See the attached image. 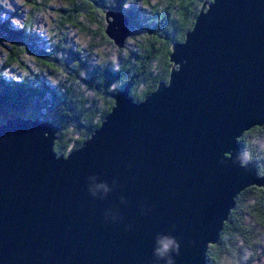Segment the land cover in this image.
Listing matches in <instances>:
<instances>
[{
  "label": "water",
  "instance_id": "obj_1",
  "mask_svg": "<svg viewBox=\"0 0 264 264\" xmlns=\"http://www.w3.org/2000/svg\"><path fill=\"white\" fill-rule=\"evenodd\" d=\"M105 20L123 47L127 15ZM168 57L167 81L140 102L122 87L66 156L51 122L0 124V264H205L236 196L264 189L238 142L264 124V0H203Z\"/></svg>",
  "mask_w": 264,
  "mask_h": 264
},
{
  "label": "trees",
  "instance_id": "obj_2",
  "mask_svg": "<svg viewBox=\"0 0 264 264\" xmlns=\"http://www.w3.org/2000/svg\"><path fill=\"white\" fill-rule=\"evenodd\" d=\"M45 3L50 0H42ZM67 6L57 9L59 25L69 24L84 32L94 33L104 44L116 48L119 61L94 63L92 52L74 56V66L58 59L56 54L40 47L38 37L26 28H15L9 20H0V45L7 47L4 64L17 63L27 67L22 54L31 52L47 67L65 70V80L50 85L38 74L6 78L0 72V124L8 118L23 117L51 122L58 127L53 150L66 156L78 148L100 125L110 111L115 95L129 87L134 101L146 98L160 81H167L171 63L169 53L175 42L183 41L191 29L203 0H66ZM120 10L129 20V35L118 48L105 34V13ZM140 37L136 49H127L133 33ZM77 83L85 86L91 96L81 95ZM241 153L257 161V172L264 174V124L245 131L238 139ZM264 258V189L250 186L235 198L220 231L219 239L209 245L205 264H256Z\"/></svg>",
  "mask_w": 264,
  "mask_h": 264
},
{
  "label": "rangeland",
  "instance_id": "obj_3",
  "mask_svg": "<svg viewBox=\"0 0 264 264\" xmlns=\"http://www.w3.org/2000/svg\"><path fill=\"white\" fill-rule=\"evenodd\" d=\"M66 0H50L45 3L42 0H0V20H9L15 28L24 27L26 30L38 37V45L50 50L58 59L63 61L67 67H73L75 60L72 51L84 58L87 53L92 52L94 63L103 60L119 61V54L116 48L103 43L102 38L96 33V25L89 23L85 18L83 22L87 24L91 32L81 31L79 28L66 24L60 26V7H66ZM140 37L133 33L127 40V49H136V42ZM7 56V47L0 45V72L6 78H18L28 76L29 71L38 74L41 79L46 80L50 85H57L65 80V70L59 67L58 70L47 68L38 61L31 52H25L21 58L27 70L17 63L4 64ZM77 91L81 95L91 96V92L85 90V86L77 83ZM264 264V258L256 263Z\"/></svg>",
  "mask_w": 264,
  "mask_h": 264
},
{
  "label": "clouds",
  "instance_id": "obj_4",
  "mask_svg": "<svg viewBox=\"0 0 264 264\" xmlns=\"http://www.w3.org/2000/svg\"><path fill=\"white\" fill-rule=\"evenodd\" d=\"M167 254V248L163 250L161 248H154L153 249V256L155 257V264L159 259H164ZM177 254H179L177 250ZM170 264H175L174 258H170Z\"/></svg>",
  "mask_w": 264,
  "mask_h": 264
}]
</instances>
